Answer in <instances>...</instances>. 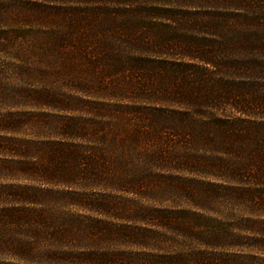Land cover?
<instances>
[{
  "label": "trees",
  "instance_id": "1",
  "mask_svg": "<svg viewBox=\"0 0 264 264\" xmlns=\"http://www.w3.org/2000/svg\"><path fill=\"white\" fill-rule=\"evenodd\" d=\"M46 2L0 27V264H264V0Z\"/></svg>",
  "mask_w": 264,
  "mask_h": 264
},
{
  "label": "rangeland",
  "instance_id": "2",
  "mask_svg": "<svg viewBox=\"0 0 264 264\" xmlns=\"http://www.w3.org/2000/svg\"><path fill=\"white\" fill-rule=\"evenodd\" d=\"M13 3L11 9L6 14V18L0 21V27H70L72 26L70 20L64 15L56 14L51 10L44 11L42 8L45 6L53 5V3H47L46 0H0V3ZM47 3V4H46ZM57 5L56 3H54ZM67 66V65H66ZM63 71H61L58 75L54 76L55 74H51L50 78L47 79V82L50 84V89L52 90L53 94H63V95H70L77 97V70H73V74L69 76L62 75ZM40 103V104H39ZM44 102H37L34 99L28 102L27 107H23L24 110H32L45 113L48 115L58 116L62 114H68V112L61 111L58 105L54 104H43ZM8 108V107H7ZM7 108L4 111L7 110ZM64 108V107H63ZM77 109H81L80 106L77 104ZM46 123H43L45 126H49L51 123L46 120ZM28 135H33L34 133H41L39 125L36 124L34 121L28 122L24 127H22ZM21 131V130H20ZM116 196L123 199V207L125 209L132 208L131 200L128 199L124 194L116 193ZM131 197V196H130ZM158 197V196H157ZM143 200L141 201H148V202H157L154 200L153 197L150 195H146L142 197ZM160 200V198H157ZM180 198H178L179 201ZM172 198L166 197L164 201L166 203H171ZM140 201V200H139ZM133 202V201H132ZM131 205V206H130ZM223 215L229 214L226 211V208L222 210ZM239 213V212H238ZM240 214V213H239ZM124 215V216H122ZM123 220H118L121 223H132L134 220H127L130 219L129 214H122ZM122 219V218H121ZM137 220V219H135ZM134 223V222H133ZM122 240L119 241H109L105 242V246H114L119 247L123 245ZM54 264V261H51Z\"/></svg>",
  "mask_w": 264,
  "mask_h": 264
}]
</instances>
